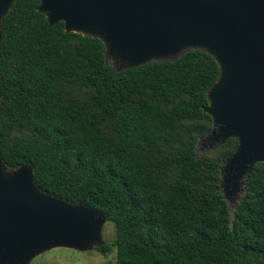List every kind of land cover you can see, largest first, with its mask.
I'll return each instance as SVG.
<instances>
[{
  "label": "trees",
  "instance_id": "16d2710c",
  "mask_svg": "<svg viewBox=\"0 0 264 264\" xmlns=\"http://www.w3.org/2000/svg\"><path fill=\"white\" fill-rule=\"evenodd\" d=\"M40 0L4 20L0 155L34 166L46 191L105 211L116 229L108 264H264V162L237 203L222 163L238 148L198 155L213 127L204 112L219 65L191 50L116 72L104 42L51 26Z\"/></svg>",
  "mask_w": 264,
  "mask_h": 264
},
{
  "label": "water",
  "instance_id": "95a60500",
  "mask_svg": "<svg viewBox=\"0 0 264 264\" xmlns=\"http://www.w3.org/2000/svg\"><path fill=\"white\" fill-rule=\"evenodd\" d=\"M16 1L0 0V57L4 20ZM40 2L51 26L63 21L67 32L101 39L116 72L175 61L191 50L213 56L220 71L203 108L213 127L196 150L239 140L222 163L221 188L230 203L242 198L255 165L264 162V0ZM108 220L103 210L44 190L32 164L10 167L0 155V264H30L59 247L103 246Z\"/></svg>",
  "mask_w": 264,
  "mask_h": 264
},
{
  "label": "rangeland",
  "instance_id": "374dc122",
  "mask_svg": "<svg viewBox=\"0 0 264 264\" xmlns=\"http://www.w3.org/2000/svg\"><path fill=\"white\" fill-rule=\"evenodd\" d=\"M198 153L202 155L207 152L199 150ZM240 198L241 196L238 197L233 204L237 203ZM115 236V226L108 220L103 227V238L106 243H112ZM116 257V249H114L110 254L104 255L97 248L90 251H79L72 248L59 247L37 256L30 262V264H108L114 261Z\"/></svg>",
  "mask_w": 264,
  "mask_h": 264
}]
</instances>
